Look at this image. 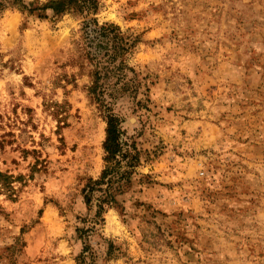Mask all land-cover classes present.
<instances>
[{"label": "rangeland", "instance_id": "1", "mask_svg": "<svg viewBox=\"0 0 264 264\" xmlns=\"http://www.w3.org/2000/svg\"><path fill=\"white\" fill-rule=\"evenodd\" d=\"M95 16L137 37L138 92L111 108L138 153L132 190L102 220L100 193L84 201L107 123L83 16L6 9L0 264H79L85 245L83 264H264V0H100Z\"/></svg>", "mask_w": 264, "mask_h": 264}, {"label": "trees", "instance_id": "2", "mask_svg": "<svg viewBox=\"0 0 264 264\" xmlns=\"http://www.w3.org/2000/svg\"><path fill=\"white\" fill-rule=\"evenodd\" d=\"M8 8H18L30 14L47 18L51 11L53 16L74 12L83 16L84 50L90 58L93 68L90 72L91 83L88 91L100 110L106 112V137L103 143L104 167L97 179H89L82 189L88 209L93 197L99 192L95 217L102 220V214L109 207L122 208V195L132 190L134 168L139 162L138 153L132 150L124 140L121 118L112 112V103L125 93L137 94L138 83L135 69L127 63L126 55L134 46L137 37L122 31L115 23H100L95 14L100 8V0H0V14ZM107 97L110 101H107ZM126 166L129 169H126ZM127 167V168H128ZM125 168V169H123ZM8 178L0 171V178ZM86 218H82L84 222ZM96 223V222H95ZM94 226H77L76 232L83 238L84 232L93 230ZM77 256L79 264L85 262V249Z\"/></svg>", "mask_w": 264, "mask_h": 264}]
</instances>
